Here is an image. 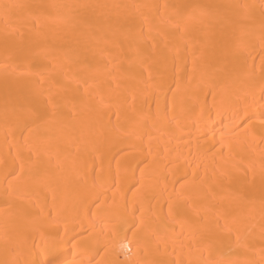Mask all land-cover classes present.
<instances>
[{"label": "bare ground", "instance_id": "bare-ground-1", "mask_svg": "<svg viewBox=\"0 0 264 264\" xmlns=\"http://www.w3.org/2000/svg\"><path fill=\"white\" fill-rule=\"evenodd\" d=\"M0 264H264V0H0Z\"/></svg>", "mask_w": 264, "mask_h": 264}, {"label": "snow or ice", "instance_id": "snow-or-ice-1", "mask_svg": "<svg viewBox=\"0 0 264 264\" xmlns=\"http://www.w3.org/2000/svg\"><path fill=\"white\" fill-rule=\"evenodd\" d=\"M86 85H87V82L86 81L80 83V86L82 88H84L85 91L87 90ZM48 104H49V108L52 110L51 111V115H54L55 114L56 105L55 104H52L50 100H49ZM47 118L48 117H46L45 115H43L39 111H36V112H33L32 113V120H33V122H36V121H44ZM26 130L27 131H31L32 129H31V127H29Z\"/></svg>", "mask_w": 264, "mask_h": 264}]
</instances>
